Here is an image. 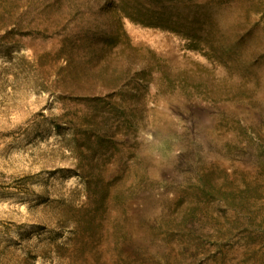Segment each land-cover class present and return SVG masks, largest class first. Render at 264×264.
Masks as SVG:
<instances>
[{"label": "rangeland", "instance_id": "1", "mask_svg": "<svg viewBox=\"0 0 264 264\" xmlns=\"http://www.w3.org/2000/svg\"><path fill=\"white\" fill-rule=\"evenodd\" d=\"M110 2L0 0V264H264V0Z\"/></svg>", "mask_w": 264, "mask_h": 264}, {"label": "trees", "instance_id": "2", "mask_svg": "<svg viewBox=\"0 0 264 264\" xmlns=\"http://www.w3.org/2000/svg\"><path fill=\"white\" fill-rule=\"evenodd\" d=\"M100 0H96V2H99ZM111 0H105V2H106V5H109V4H111V2H110ZM76 8H78V6L76 7ZM149 14V12H144V11H142V12H138L137 14H135V15H137V16H139V18L140 19H136L135 17H132L131 15H129L128 13H126V14H124L123 15V18H130L131 20H133L134 22H136V23H139V24H142V25H144V26H149V27H157V26H160V23H158V22H163L162 20H160L158 17H156L155 15H153L152 17H150V16H148L147 17V15ZM150 18V19H149ZM146 20V21H145ZM63 69V71L65 72V75L63 76V82H65V83H68V84H71V83H74L76 80L78 81V83L80 84V85H82L83 86V83L85 84V81H84V79H82V76H78V74H76V75H74L73 73L74 72H72V69L69 67V66H65V67H63L62 68ZM76 73V72H75ZM87 77V76H86ZM81 80H79V79ZM88 79H89V77H87ZM118 78V77H117ZM94 79V78H93ZM90 80V79H89ZM101 80H104L103 78H101ZM96 85V83H94V81H91V84H90V86H95ZM103 88L105 87V86H102ZM109 88V87H108ZM90 96V95H89ZM94 97V96H93ZM92 97V98H93ZM97 100H99V103H101L100 102V98L97 96V97H95ZM87 99V98H86ZM104 108V107H103ZM109 108V110L111 111V113H116L117 111L116 110H118L119 108H117V106H114L113 107V104H112V107H108ZM80 119H81V121L85 124V125H87V128H89L90 129V131H91V135H93V133H94V131H95V145H96V148L99 146V147H105V148H108L109 149V147L110 148H112V141L110 140V141H108L107 143H105V140L103 139V137H104V135H106V133H108V131H110V129L107 131L104 127L105 126H103V125H100L101 127L99 128V131H101L103 128V130H104V133L103 134H101L100 136H98V134H97V129H96V127L94 126V125H92V120H90L85 114H81L80 116ZM94 118V117H93ZM95 119V118H94ZM72 122V124L73 125H71L73 128H75V129H77L78 128V125H77V123H76V121H71ZM80 128H83V126H81ZM74 129V130H75ZM97 131V132H96ZM91 135L89 136V139H91L90 137H91ZM90 142H92V140H90ZM92 145V144H91ZM76 146H79V145H76ZM96 148H92V149H94V152H96ZM91 232H92V230H91ZM90 232V233H91ZM81 264H83V263H81Z\"/></svg>", "mask_w": 264, "mask_h": 264}]
</instances>
